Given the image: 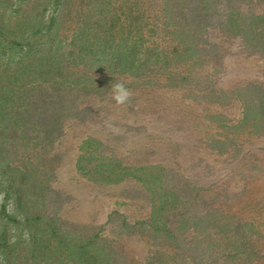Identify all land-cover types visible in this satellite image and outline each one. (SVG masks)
I'll return each instance as SVG.
<instances>
[{
	"label": "trees",
	"instance_id": "obj_1",
	"mask_svg": "<svg viewBox=\"0 0 264 264\" xmlns=\"http://www.w3.org/2000/svg\"><path fill=\"white\" fill-rule=\"evenodd\" d=\"M209 29L264 57V0H0V264H130L114 246L119 236L150 244L143 264L264 257L258 224L234 209L240 193L208 190L161 161L126 163L95 136L77 145L75 169L98 183L134 181L147 214L69 223L51 187L65 122L91 115L79 94L103 95L128 79L185 88L198 103L226 98L210 80L222 61ZM232 92L244 97L240 119L204 114L218 129L208 143L217 153L235 144V131L264 135V87ZM108 224L112 239L102 233Z\"/></svg>",
	"mask_w": 264,
	"mask_h": 264
},
{
	"label": "rangeland",
	"instance_id": "obj_2",
	"mask_svg": "<svg viewBox=\"0 0 264 264\" xmlns=\"http://www.w3.org/2000/svg\"><path fill=\"white\" fill-rule=\"evenodd\" d=\"M207 36L220 49L222 62L211 68L210 80L217 91H226L224 99L198 103L187 98L185 88L143 87L140 82L132 84L128 79L121 82L132 93L130 103L117 104L110 89L103 95H78V102L92 108L91 115L84 121L69 118L65 122L58 145L61 160L51 181V187L59 195L57 204L63 202L59 212L63 220L94 227L105 223L113 210L130 219L147 214L144 212L147 200L134 181L98 183L77 172L74 165L79 154L77 145L91 135L113 148L126 163L161 161L178 167L192 182L204 184L208 190L227 191L229 195L240 193L242 198L234 209L240 215L246 213L258 224L259 242L264 243V135L235 131V144L218 154L208 145L218 129L204 117L211 112L224 114L223 122L240 119L244 97L233 95L232 91L249 82L264 87V57L248 54L239 38L228 37L218 29H209ZM198 69L206 73V69ZM2 199L0 193V205ZM7 209H11L10 204ZM112 230V224H108L102 233L112 239ZM114 246L128 256L130 264H143L145 254L152 250L138 236H119ZM219 259L218 264H264V257L258 259L256 254L245 260Z\"/></svg>",
	"mask_w": 264,
	"mask_h": 264
},
{
	"label": "clouds",
	"instance_id": "obj_3",
	"mask_svg": "<svg viewBox=\"0 0 264 264\" xmlns=\"http://www.w3.org/2000/svg\"><path fill=\"white\" fill-rule=\"evenodd\" d=\"M113 99L117 104H125L131 102L132 93L125 87L123 83H116L112 86Z\"/></svg>",
	"mask_w": 264,
	"mask_h": 264
}]
</instances>
